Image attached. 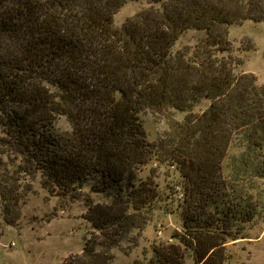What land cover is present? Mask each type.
I'll use <instances>...</instances> for the list:
<instances>
[{
  "label": "trees",
  "instance_id": "16d2710c",
  "mask_svg": "<svg viewBox=\"0 0 264 264\" xmlns=\"http://www.w3.org/2000/svg\"><path fill=\"white\" fill-rule=\"evenodd\" d=\"M129 2L147 7L117 27ZM246 21L264 22V0H0V236L38 176L85 202L92 231L63 264H116L111 250L163 202L182 231L148 264H225L264 220V85L238 72L228 39ZM145 112L167 126L154 143Z\"/></svg>",
  "mask_w": 264,
  "mask_h": 264
},
{
  "label": "rangeland",
  "instance_id": "374dc122",
  "mask_svg": "<svg viewBox=\"0 0 264 264\" xmlns=\"http://www.w3.org/2000/svg\"><path fill=\"white\" fill-rule=\"evenodd\" d=\"M146 7L143 2L126 3L115 16V25L120 27ZM195 37L191 33L187 34L176 48L191 44ZM228 39L231 55L243 63L238 72L252 74L260 85H264V22L255 24L246 21L241 25L231 26L228 29ZM206 106L202 105L201 109ZM184 116L183 113L178 114V119L182 120ZM140 121H143V128L150 143L156 142L159 135L167 129L164 122H155L147 112L140 115ZM56 126L59 130L68 129L64 119H60ZM153 167L157 169L155 182L162 188L163 176L169 172L158 169L155 165ZM4 168L0 166V173H3ZM147 173L148 170H145L142 177ZM34 180L32 191L23 200L17 225L2 229L0 264H63L70 255L80 254L92 231L90 224L83 217V199L72 202L67 198L52 197L42 189L38 176ZM169 181L176 183L178 177L167 178L166 182ZM170 185L172 187L173 183ZM175 190L179 199H182L181 191ZM254 195L262 196L264 202V180L259 182ZM164 198L165 196H162V199ZM91 200L95 204L104 202L102 196L96 195H91ZM166 204L169 206V202L161 204L162 211ZM2 207L0 206V211ZM161 210L152 213L146 228L126 235L119 248L111 250L116 264H148L152 258L153 247L173 243L170 241L171 235L182 231L180 214L174 210L169 215ZM243 235L245 240L228 246L229 259L225 264H264V220L248 226Z\"/></svg>",
  "mask_w": 264,
  "mask_h": 264
}]
</instances>
